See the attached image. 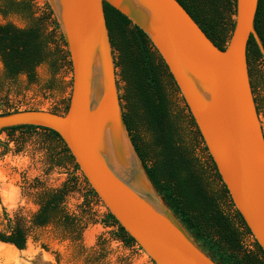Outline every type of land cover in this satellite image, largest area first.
Instances as JSON below:
<instances>
[{"label":"water","instance_id":"obj_1","mask_svg":"<svg viewBox=\"0 0 264 264\" xmlns=\"http://www.w3.org/2000/svg\"><path fill=\"white\" fill-rule=\"evenodd\" d=\"M71 66L67 109L0 113V130L55 131L82 177L154 264H218L172 213L149 180L123 119L104 3L147 37L165 64L230 201L264 252V133L246 47L258 0H235L229 38L219 49L176 0H45ZM0 244L16 248L13 244Z\"/></svg>","mask_w":264,"mask_h":264},{"label":"trees","instance_id":"obj_2","mask_svg":"<svg viewBox=\"0 0 264 264\" xmlns=\"http://www.w3.org/2000/svg\"><path fill=\"white\" fill-rule=\"evenodd\" d=\"M176 1L205 35L223 50L228 31L231 30V26L229 28L224 21L223 0ZM225 1L228 7L235 6V0ZM45 7L47 14L35 16L32 0H0L2 15L13 13L26 21L24 27H17L9 22L0 24V63L6 79L25 75L28 82L34 83L37 81L36 69L40 65H47L52 74L58 71L61 63L67 62L70 65L62 35L56 33L59 27L49 6L45 4ZM103 7L115 68H120L119 76L125 82V94L119 95V98L125 101L122 105L123 119L135 151L154 188L180 223L215 262L264 264V252L255 241L256 250L249 252L244 249V238L251 234L230 201L210 156L207 154L210 168L221 182V192L212 187L207 176V167L200 163L194 155L193 147L183 138L180 118L173 114L169 95L162 82L161 67L167 71L175 85L165 64L138 27L133 26L109 4L104 3ZM49 17H52L50 25L47 24ZM50 26L51 29H48ZM254 27L264 46V0H258ZM155 55L159 57V64L155 63ZM246 58L254 95L256 88L264 84V71L257 68L258 62L264 64V60L252 36L247 42ZM254 101L259 113L260 104L255 96ZM17 110L14 108L0 113ZM188 115L202 142L189 112ZM140 127L148 132V143H141L138 135ZM21 129L47 131L64 145L55 131L43 127L21 125L5 128L0 132ZM203 149L207 152L204 145ZM64 152L73 161L65 145ZM74 169L78 170L76 164ZM66 192L67 185L64 183L60 188L41 195L40 207L32 217L34 224L43 226L52 221L71 224L74 219L66 214L61 206ZM89 193L96 196L92 189H89ZM223 197L229 200L233 213L223 208ZM105 219L117 226V234L126 245L136 244L110 213H106ZM0 240L22 249L26 238L23 229L14 226L7 234L0 233Z\"/></svg>","mask_w":264,"mask_h":264},{"label":"rangeland","instance_id":"obj_3","mask_svg":"<svg viewBox=\"0 0 264 264\" xmlns=\"http://www.w3.org/2000/svg\"><path fill=\"white\" fill-rule=\"evenodd\" d=\"M223 2L224 21L232 29L234 7H228L225 0ZM32 3L35 16L47 14L45 0H32ZM51 18L47 20L49 25ZM6 22L17 27L26 25L20 15L0 13V24ZM56 33H60L59 29ZM158 56L155 55L156 64L160 63ZM257 68L264 71V64L259 61ZM160 69L172 112L180 118L183 138L193 147L200 163L207 167L212 187L221 192V182L210 168L208 153L195 132L184 101L167 71L163 67ZM119 71L117 67L119 95L123 96L125 82L121 80ZM36 74L37 81L34 83L28 82L25 75L6 79L0 63V112L14 108L46 109L56 113L65 111L71 92V66L63 62L58 71L52 74L43 64L37 67ZM254 96L260 104L258 114L264 133V84L256 88ZM120 100L122 105L125 104L123 99ZM138 135L141 143L149 142L145 128H138ZM149 154L151 157L152 154ZM64 183L67 192L61 206L74 221L69 225L53 221L43 226L34 224L32 217L40 207L41 195L60 188ZM89 189L80 171L74 169V160H70L64 152V145L47 131H1L0 233L7 234L10 228L19 226L25 233L26 241L19 251L0 244V264H152L140 247L123 242L117 234V226L106 221L105 207L97 196L89 193ZM223 208L233 213V207L225 197ZM243 246L249 252L256 250L251 235L245 236Z\"/></svg>","mask_w":264,"mask_h":264},{"label":"bare ground","instance_id":"obj_4","mask_svg":"<svg viewBox=\"0 0 264 264\" xmlns=\"http://www.w3.org/2000/svg\"><path fill=\"white\" fill-rule=\"evenodd\" d=\"M7 245V244H6ZM8 246V245H7ZM10 247V246H9Z\"/></svg>","mask_w":264,"mask_h":264}]
</instances>
